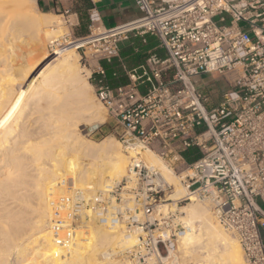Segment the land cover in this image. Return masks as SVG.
Masks as SVG:
<instances>
[{
  "label": "built area",
  "instance_id": "obj_1",
  "mask_svg": "<svg viewBox=\"0 0 264 264\" xmlns=\"http://www.w3.org/2000/svg\"><path fill=\"white\" fill-rule=\"evenodd\" d=\"M97 1L87 11L91 33L79 47L93 50L87 78L115 118L119 141L139 151L93 205L62 181L69 192L54 202L56 240L67 247L86 228L91 208L100 224L137 236L127 250L132 264H179L191 226L180 209L164 210L175 186L147 161L143 152H150L186 187L177 204L192 197L208 202L239 241L246 263L264 264V0H134L142 15L111 28L102 27ZM131 34L154 35L167 56L151 52L129 72V83L111 87L101 61L117 57ZM206 72L230 84L214 107L196 84ZM190 150L199 157L189 161Z\"/></svg>",
  "mask_w": 264,
  "mask_h": 264
},
{
  "label": "bare ground",
  "instance_id": "obj_2",
  "mask_svg": "<svg viewBox=\"0 0 264 264\" xmlns=\"http://www.w3.org/2000/svg\"><path fill=\"white\" fill-rule=\"evenodd\" d=\"M27 5L28 0H0V39L6 36L5 33L11 24L12 29L26 25L29 31L33 30L34 35L31 32L30 34L35 36L37 41H40L45 26L50 27L49 33L54 34L55 28L49 24L50 20L40 18L48 13L28 8L30 5ZM24 26L21 29H24ZM17 28L13 30L17 31ZM56 32L57 29L55 35ZM2 43L3 41L1 45ZM70 49H73L72 46ZM49 59L47 53L41 57L45 63ZM77 60L76 53L67 54L57 65H53L54 67L44 64V68L38 67L39 72L38 70L35 72V68L34 73H29L30 76H27L25 81V76L20 80H17L18 76L15 75L17 79L13 76V73L22 67L21 63L14 64L13 60L10 61L8 58L6 60L1 54L0 264H5L9 258L7 254L14 250L18 259L23 257L22 253H27L24 237L34 228L39 230V233L38 230L35 231V235L38 233L36 238L40 236L41 238L37 242L34 240L37 249L29 262L57 264L61 259L58 260L54 252L64 250L56 244L53 235L55 231H51L49 227H52L51 203L53 200L59 202V198L55 196L57 193L63 194L64 186L61 182L76 185L82 190L87 203L93 205L99 192L105 193L108 187L113 185L114 180H120L126 174L128 160L139 151V149L127 151L123 146L125 149L123 152L120 141L112 137H106L101 142L84 138L81 126L85 125V121L94 128L106 118L99 103L91 100L88 91L93 85L80 78ZM34 62L36 63L35 60ZM69 150H72V153ZM143 154L148 158L147 161L160 166L166 178L175 186L170 201L163 205L164 210L180 209L183 219L191 226V231L182 239V254L185 253L183 256L188 255L197 259L199 262H196L197 264H245L239 241L234 236L230 237L231 233L228 234V231L213 222L210 208L203 204L206 211L200 204L195 203L198 200L194 197L183 205L177 204V199L187 194L180 177L167 170L157 156L150 152ZM70 155H72L70 162L63 172L59 173L61 170L59 165H62L64 159ZM84 158H88L89 162H84ZM59 178L63 180L58 181ZM45 181L49 185L46 206L50 209V215L47 219V216L43 218L42 215L35 214L38 208L34 200L40 199L41 203L46 201L42 199L43 195L39 194L38 188ZM27 198L30 200L29 203ZM60 202L62 207L67 205L64 201ZM86 213L89 216L82 221L86 228L69 238L68 251L62 260L69 262L68 264H130L127 261V263L122 260L116 261L113 257L134 246L137 243V236L124 233L123 237L120 229H111L100 224L91 208H88ZM64 232L63 230L61 233ZM15 261V264L20 262Z\"/></svg>",
  "mask_w": 264,
  "mask_h": 264
},
{
  "label": "rangeland",
  "instance_id": "obj_3",
  "mask_svg": "<svg viewBox=\"0 0 264 264\" xmlns=\"http://www.w3.org/2000/svg\"><path fill=\"white\" fill-rule=\"evenodd\" d=\"M39 4H40V2H39V0H28V5H30V6H28V8L29 7H32V8H35V9H40V10H42V11H44V12H46V10H43L42 9V7L40 8L39 7ZM46 13H48V14H43L42 16H40V18H42L43 20L44 19H47V20H50L49 22H51V23H49V24H51V26L52 27H54L55 29H57V34L55 35V29L53 30V32H54V34L52 33V39L50 38V34L51 33H49V29H50V27H43V31L41 32V38H40V41H37V38H35V36L33 37V36H31V34H30V32L33 34V30H31V31H29V29H27V26L25 25L24 26V24L22 25V26H24V29H21V27L22 26H19V28H17V27H14L13 29H15L16 30V28H17V31H15V30H13L12 28H11V25L9 26L10 28H8V31H7V33H5V35L6 36H4V38H1L0 39V41L2 42L3 41V43H2V45H1V42H0V47L2 48H0V57H1V54H2V58H6V60H7V58H8V60H13L15 63L14 64H16V63H18V64H20L21 63V65L20 66H22V67H20V69H18V70H16L14 73H13V76L15 77V75L16 76H18L16 79L17 80H20V79H23V77L25 76V81H26V79L28 78L27 76H30V74H33L34 72V70H35V68H36V70H35V72L38 70V72L40 71V68H38V67H40V66H42L41 68H44L45 66H44V64H48V66L49 67H54L55 65H57L61 60H62V58H64L65 57V55H67V54H71V53H76L77 54V64H78V71H79V75H80V78L82 79V80H84V81H88V82H90V83H92L88 78H87V76H88V74L90 73V71L85 67V65H89V62L91 63V64H95V58L91 55V52H93V50H91V48L90 47H88V46H86V47H84V48H82V49H79V47L85 42V40L86 39H82L83 37H86V36H88L90 33H91V29H90V27H89V23L87 24V20H86V18L87 17H85V21H84V23L81 21L80 22V24L79 25H74V23H76L77 22V19H76V17H70V18H68L67 17V13H65L64 15H62V14H60V12H46ZM85 25H86V27H85ZM244 25V24H243ZM49 28V29H48ZM80 28L83 30V32L80 30ZM10 29V30H9ZM21 31H19V30ZM26 29L28 30V32L26 31ZM45 29V30H44ZM23 30H25L24 32H23ZM12 31V32H11ZM15 31V34H16V36H15V34L13 33ZM19 31V32H18ZM47 31H48V33H49V35L47 34ZM79 31H81V32H79ZM23 32V33H22ZM45 32H46V34H45ZM18 33H21V34H18ZM28 33V34H27ZM61 33V34H60ZM10 35V36H9ZM30 35V36H29ZM34 35V34H33ZM53 35H55L54 37H53ZM11 38V39H10ZM78 39H81V40H78ZM14 40V41H13ZM17 40V41H16ZM72 40V41H71ZM75 40H78V41H75ZM4 42H5V45H4ZM53 42V43H52ZM6 43H8L9 45H7ZM6 45L8 46V47H6ZM74 45V46H73ZM71 46H72V50L70 49L71 48ZM5 48V49H4ZM7 48V49H6ZM4 49V50H3ZM12 52V53H11ZM43 52V53H42ZM61 52H63V53H61ZM6 53V55H4ZM45 53H47L48 54V58H49V56H50V59H49V61L47 62V63H45L44 61L42 62V60H41V57H42V55H44ZM15 55V56H14ZM32 55V56H31ZM6 56V57H5ZM23 59V60H22ZM36 61V63L34 62V60ZM38 60V61H37ZM40 60V61H39ZM32 64H31V63ZM43 64H42V63ZM26 65V67H24ZM28 65H30V66H28ZM34 65V66H33ZM37 67H36V66ZM54 65V66H53ZM44 66V67H43ZM29 67V68H28ZM32 67H33V69H32ZM21 68H22V70L24 69V71L22 72L21 71ZM31 69V70H30ZM19 71H21V72H19ZM31 71V72H30ZM16 73V74H15ZM20 75V78H19V75ZM30 73V74H29ZM22 74H24V75H22ZM92 85H93V83H92ZM220 87L221 88H224L225 87V83L222 81L221 83H220ZM88 94H90V97H91V100L92 101H96V102H98L99 103V105H100V107L102 108V111H104V112H102V114L105 116V121L103 122V123H99L96 127H94V128H92L91 127V124H89L88 122H84L85 123V125H82L81 126V132L84 134L83 136H84V138L87 140H89V139H91V140H95V141H97V142H101L103 139H105L106 137H112V138H116V139H118L119 140V137H118V130H117V126H116V124H117V122H116V120H115V118L111 115V113L109 112V109L104 105V103L101 101V99H99V97H98V94L96 93V87L93 85V87H92V89H89V91H88ZM104 109V110H103ZM106 114V115H105ZM90 126H89V125ZM91 130V131H90ZM89 131V132H88ZM87 132V133H86ZM120 145H121V149L123 150V152H125V149H124V147H123V145H122V143L120 142ZM70 151V150H69ZM72 151V150H71ZM70 151V152H71ZM69 152V153H70ZM72 153V152H71ZM70 153V154H71ZM72 155H70V156H68L67 158H65L64 159V162L62 163V165H59V168L61 169L60 171H59V173L60 172H63V170H64V168H66V166H67V163H69L70 162V158H72L71 157ZM87 160V161H86ZM147 160H148V158H147ZM84 162H89V159L88 158H84V160H83ZM128 163H129V160H128ZM128 163H127V165H128ZM162 169V168H161ZM162 171H163V169H162ZM63 179H64V177H62ZM62 178H59L58 179V181L59 180H63ZM122 178V177H121ZM121 178H120V180H121ZM115 182L113 183V185L117 182V181H119V180H114ZM169 182H171V181H169ZM62 183V182H61ZM172 183V182H171ZM173 184V183H172ZM61 185H63L64 186V190H63V194L60 192V193H57L55 196H57L59 199L61 198V197H63L65 194H67V191L69 192V186L68 185H65V184H61ZM73 187H72V189L73 188H75L76 187V185H72ZM75 186V187H74ZM38 188H39V194L41 193V195H43L42 196V199H46V201H42V203L40 202V199H34L35 201V204H33V205H35L37 208H38V210L36 211V213L35 214H39V215H42L43 216V218H44V216H47L46 217V219L48 218V216L50 215V209L52 210V215H51V224H52V226H53V219L55 218V213H54V202L56 201V200H53L52 201V203H51V208L49 209L46 205L48 204L47 203V200L49 199L48 198V193H47V191H49V185H47L46 184V181H45V183H43V185H40V186H38ZM76 188H78V187H76ZM44 190V191H43ZM71 190V189H70ZM45 193V194H44ZM62 194V195H61ZM61 195V196H60ZM47 196V197H46ZM29 199L27 198V201H28ZM30 201V200H29ZM29 201H28V203H29ZM200 202V203H199ZM27 202L26 203H24L23 202V204H28ZM195 203H198V204H200L201 206H202V208H204L205 209V206L204 205H206L207 207H209V203L208 202H206V201H201V200H198V202H195ZM204 204V205H203ZM48 208V209H47ZM206 210V209H205ZM207 211V210H206ZM42 212V213H41ZM211 213V212H210ZM209 213V214H210ZM44 214V215H43ZM46 214V215H45ZM211 215V217H212V220H213V222L215 223V224H217V225H219V226H221L217 221H216V219H215V217L213 216V214L211 213L210 214ZM54 217V218H53ZM51 226V225H50ZM222 228H223V226H221ZM49 229L51 230V231H55V229L53 228V227H49ZM111 229H113V228H111ZM224 229V228H223ZM37 230H38V228L36 229V228H34V229H32V230H30V232H28L27 234H26V236L24 237L26 240V242L24 241V245L26 246V249H25V251L27 252V253H22L21 254V256L23 255V257L25 258H21V256L19 257V258H21V259H18V257H17V255H16V253L14 252V251H12V252H10L9 254H7V256L9 257V258H7V261L5 262V264H15L16 263V261L15 260H17V262L18 261H20V260H22V262L20 261V262H18V264H25V263H29V264H32L31 262H29V261H31V259L35 256V252H36V249H37V246H35V244L37 245V240L39 239V238H41V236L40 237H37L36 238V236H38V233H39V230H38V233H36V235H35V231L37 232ZM120 230L122 231H120L121 233H123L122 235H123V237H125L124 236V233H125V229H122V228H120ZM224 230H226V229H224ZM69 231V230H68ZM34 232V233H33ZM226 232H227V230H226ZM57 233L58 232H54L53 233V235H54V238L55 239H58V238H60V236H57ZM228 234L229 233H231V232H227ZM56 234V235H55ZM78 234V233H77ZM30 238H29V237ZM34 236H35V238H34ZM229 236L230 237H233L234 235L231 233V235L229 234ZM235 237V236H234ZM36 242H35V241ZM57 242H56V244H59L60 245V247L64 250L63 252H61L62 250H59V251H55L54 252V254H55V256L57 257V259L58 260H60V261H58L57 262V264H60V262H61V264H65L66 263V261L64 260H62V258H64V254H65V252H67L68 251V246L66 247V246H64V244H60V239L59 240H56ZM238 241V240H237ZM29 243V244H28ZM240 244V243H239ZM27 245H29V246H27ZM32 246H33V248H32ZM241 246V245H240ZM181 247H182V245H181ZM181 247H180V253H179V256H178V258H179V262L181 261V263H179V264H187V263H189V262H194V263H196L197 261V259L195 260V259H193V258H191V257H189L188 255V257L187 256H183V255H185V253L184 254H182L183 253V251H182V249H181ZM29 249H31V250H29ZM66 249V250H65ZM32 250H34V251H32ZM127 250L128 249H124L122 252H120V254L119 253H117V255H115L114 257H113V259H115L116 261H119V260H122L124 263L127 261V262H129L130 264H132L131 263V261L129 260V258H128V255H127ZM30 251V252H29ZM241 251H242V255H243V258H244V252H243V250H242V248H241ZM29 252V253H28ZM31 252H32V255H30L31 254ZM12 253V254H11ZM27 254H28V256H27ZM63 254V255H62ZM181 255V256H180ZM6 256V257H7ZM27 256V257H26ZM185 257H186V259H185ZM11 259V260H10ZM129 261H128V260ZM245 259V258H244ZM177 260V259H176ZM13 261H15V262H13ZM245 261V260H244ZM13 262V263H12ZM126 262V263H127ZM246 262V261H245ZM69 262H67L66 264H68ZM197 263H199V262H197ZM245 264H247V263H245Z\"/></svg>",
  "mask_w": 264,
  "mask_h": 264
},
{
  "label": "crops",
  "instance_id": "obj_4",
  "mask_svg": "<svg viewBox=\"0 0 264 264\" xmlns=\"http://www.w3.org/2000/svg\"><path fill=\"white\" fill-rule=\"evenodd\" d=\"M88 1V6H85L84 0H39V7L41 6L46 12H60L62 15L67 13L68 18L76 17L77 22L74 25H79L81 19L78 10L82 9L87 17V11L92 6L91 0ZM96 5L101 12V25L104 28L131 22L142 15L134 0H98ZM87 22L89 23V20ZM80 30L83 32L81 28ZM151 52L157 53L162 58L167 56V51L154 35L131 34L128 39L120 43L117 57L111 61L103 60L101 62L106 70V81L113 86L129 83L131 81L129 72L144 64ZM222 81L225 83L224 88L220 87ZM196 84L210 97V107L216 106L222 100L223 94L230 88L228 80L216 72L201 74L196 78ZM141 89L145 90L146 85H142Z\"/></svg>",
  "mask_w": 264,
  "mask_h": 264
},
{
  "label": "trees",
  "instance_id": "obj_5",
  "mask_svg": "<svg viewBox=\"0 0 264 264\" xmlns=\"http://www.w3.org/2000/svg\"><path fill=\"white\" fill-rule=\"evenodd\" d=\"M88 4H89V1L88 0H84V5L85 6H88ZM79 11V13H80V19H81V21L84 23V21H85V12L82 10V9H79L78 10ZM87 22V21H86ZM87 24H88V22H87ZM85 27H86V25H85ZM115 58V57H114ZM113 58V59H114ZM112 59V60H113ZM103 61V60H102ZM101 61V62H102ZM107 82V81H106ZM108 83V82H107ZM109 84V83H108ZM111 87H116V86H113V85H111V84H109ZM118 86V85H117ZM195 151L196 150H190V151H188L187 153H186V157H187V159L189 160V161H192V160H194V159H196L197 157H199V155L200 154H196L195 155Z\"/></svg>",
  "mask_w": 264,
  "mask_h": 264
}]
</instances>
